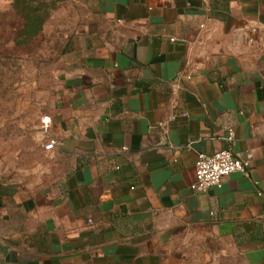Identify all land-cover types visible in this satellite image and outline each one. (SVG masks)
<instances>
[{"label":"crops","instance_id":"1","mask_svg":"<svg viewBox=\"0 0 264 264\" xmlns=\"http://www.w3.org/2000/svg\"><path fill=\"white\" fill-rule=\"evenodd\" d=\"M62 1L49 128L0 171V264H264V0ZM228 130L248 168L191 192Z\"/></svg>","mask_w":264,"mask_h":264},{"label":"rangeland","instance_id":"2","mask_svg":"<svg viewBox=\"0 0 264 264\" xmlns=\"http://www.w3.org/2000/svg\"><path fill=\"white\" fill-rule=\"evenodd\" d=\"M72 18L62 0H0V171L37 160L32 151L58 95Z\"/></svg>","mask_w":264,"mask_h":264},{"label":"built area","instance_id":"3","mask_svg":"<svg viewBox=\"0 0 264 264\" xmlns=\"http://www.w3.org/2000/svg\"><path fill=\"white\" fill-rule=\"evenodd\" d=\"M175 117H172L174 119ZM50 120L46 117L41 119V129L46 132L49 128ZM162 126V124H159ZM234 141V133L228 130L225 136L227 148L221 151L207 154L200 152L196 155L194 163V179L190 185V191L197 194L205 192L211 188H220L223 179L234 173H245L248 163L245 160L235 157L231 151ZM55 141L50 140L44 146L45 150H51Z\"/></svg>","mask_w":264,"mask_h":264}]
</instances>
